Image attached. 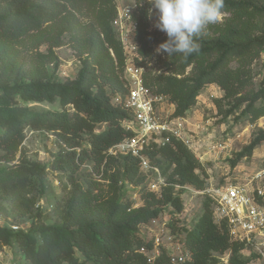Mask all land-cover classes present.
<instances>
[{
  "label": "trees",
  "instance_id": "16d2710c",
  "mask_svg": "<svg viewBox=\"0 0 264 264\" xmlns=\"http://www.w3.org/2000/svg\"><path fill=\"white\" fill-rule=\"evenodd\" d=\"M134 1L135 64L144 68L148 91L173 104V117L186 116L211 84L223 92L213 99L221 121L264 117V0H225L221 20L206 27L197 38L199 52L187 57L157 53L168 37L150 30L148 0ZM117 17L116 0H0V202L13 218L31 221L27 230L0 225V252L15 246L25 264H224V254L225 264H250L259 256L243 253L244 243L230 236L226 221L215 219L209 196L197 219L178 217L187 187L204 190L209 177L185 143L160 134L141 151L164 179L160 193L149 189L141 157L109 152L135 134L126 127L133 114L122 103L129 84ZM65 45L80 61L75 77L59 72L57 49ZM44 102L59 107L34 105ZM27 130L54 136L57 151L49 164L24 149ZM263 143L264 127H257L232 165ZM49 172L59 174L60 184L51 223L39 205L52 189ZM165 209L167 226L184 236L189 257L176 261L162 246L149 262L155 243L143 228Z\"/></svg>",
  "mask_w": 264,
  "mask_h": 264
},
{
  "label": "rangeland",
  "instance_id": "374dc122",
  "mask_svg": "<svg viewBox=\"0 0 264 264\" xmlns=\"http://www.w3.org/2000/svg\"><path fill=\"white\" fill-rule=\"evenodd\" d=\"M120 8L121 14L118 11V21L115 23L116 30L121 33L129 35V39H133V28L135 19H137V6L135 11L134 0H116ZM127 9H130L129 15H125ZM152 9V5L150 7ZM135 12V13H133ZM155 11H152L151 17L149 14V27L152 31H160L155 27ZM57 54L61 59L59 72L62 77H75L80 68V61L76 58L73 50L68 46H62L57 49ZM157 67L159 65H156ZM221 89L217 85L207 86L203 92L198 96L197 103L192 107L188 113L189 132L197 135L201 142H203L202 151H209L206 155H202L200 161L205 164L209 177L207 185H226L232 182L249 183L253 175L264 167V143L258 147L253 155L240 159L235 166L232 165L231 158L236 157V154L250 142L252 133L257 127H264V117L260 118L256 123H250L246 119L236 120L231 116L228 120L221 121V117L217 115V108L213 102L215 97L222 95ZM114 101L116 97H114ZM38 109H57L59 103H36L34 104ZM156 113L165 120L172 115V106L169 101H164L163 104H156ZM217 141H224L225 148L215 149L211 147ZM24 149L28 155L33 159H38L44 164H49L52 160V152L57 151L54 144L53 135H44L38 131L27 130L26 139L24 141ZM149 181L157 182L159 175H156L153 170H145ZM59 174L49 172V179L52 189L44 194L40 199L39 205L44 211L45 220L47 223L54 221L52 208L55 201V194L60 193V184L58 181ZM257 185V182H253ZM127 192L134 198L137 205L142 203L138 193L134 192L132 186L126 187ZM205 194L201 190L193 187H187L186 191L182 194L184 203V211L178 214L181 217V222H187L192 219H197L202 211V202ZM170 219L169 209H165L162 215L154 221H150L147 226L143 228V235L145 237L154 238L156 243L159 238V246L165 247L168 253L174 260H183L187 258L188 251L184 247V236H174L171 234L167 221ZM0 225H11L14 228L29 229L31 221L28 217L13 218L6 203L0 202ZM155 246V244H154ZM159 253V252H158ZM150 254H154L151 251ZM157 255V254H156ZM228 254L221 256V260L226 263ZM0 264H25L23 254L15 247H5L0 252ZM250 264H264L260 259L252 260Z\"/></svg>",
  "mask_w": 264,
  "mask_h": 264
},
{
  "label": "built area",
  "instance_id": "2783aa9c",
  "mask_svg": "<svg viewBox=\"0 0 264 264\" xmlns=\"http://www.w3.org/2000/svg\"><path fill=\"white\" fill-rule=\"evenodd\" d=\"M136 6L137 4H135V11ZM118 11L121 14L119 7ZM129 11L130 9H127L125 15L127 14L131 18ZM118 21L122 20L117 17L115 23ZM136 25L137 20L135 19L132 41L129 39V35L119 32L127 58L124 76L129 84V91L122 99V103L133 114V122L126 127L133 130L135 134L114 145L109 152L139 156L142 159V170H149L152 169V166L141 151L151 137L164 134L163 138L166 141H169L170 136L181 140L200 159L209 151H202L203 142L197 139V135L189 132L190 122L187 116L173 117L171 115V117L162 120L156 113V104H163L164 101H168V98L165 95L151 94L143 84L144 68L135 64V58L139 57V44L135 42L134 35ZM171 105L173 106V104ZM211 147L225 148L224 141H217ZM254 181L257 182L256 186ZM163 184H165L164 179L160 177L157 182L149 183V189L160 193ZM201 191L212 199L215 219L217 221L225 220L230 236L244 243L243 253L246 255L256 253L259 256L258 259L264 261V167L251 177L249 183L232 182L226 185H207ZM153 221L155 223L157 219ZM158 246L159 238H157L153 249L154 254L149 253V262H153L158 255ZM187 256L189 257L188 253Z\"/></svg>",
  "mask_w": 264,
  "mask_h": 264
},
{
  "label": "clouds",
  "instance_id": "9594fccd",
  "mask_svg": "<svg viewBox=\"0 0 264 264\" xmlns=\"http://www.w3.org/2000/svg\"><path fill=\"white\" fill-rule=\"evenodd\" d=\"M155 11V27L168 39L159 44L157 53L168 57L177 54L187 57L200 50L197 38L208 25L222 18L225 0H148Z\"/></svg>",
  "mask_w": 264,
  "mask_h": 264
},
{
  "label": "crops",
  "instance_id": "0c3cea01",
  "mask_svg": "<svg viewBox=\"0 0 264 264\" xmlns=\"http://www.w3.org/2000/svg\"><path fill=\"white\" fill-rule=\"evenodd\" d=\"M211 85H215V84H211ZM211 85H209V86H211ZM172 106V105H171ZM174 111V106H172V111L171 112H173Z\"/></svg>",
  "mask_w": 264,
  "mask_h": 264
}]
</instances>
